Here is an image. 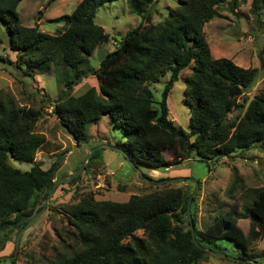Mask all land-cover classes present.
Instances as JSON below:
<instances>
[{"label": "trees", "instance_id": "16d2710c", "mask_svg": "<svg viewBox=\"0 0 264 264\" xmlns=\"http://www.w3.org/2000/svg\"><path fill=\"white\" fill-rule=\"evenodd\" d=\"M21 1L0 0V26L5 28L8 47L25 76L45 63L65 69L57 83L63 82L64 90L51 106V114L77 144L86 140L87 128L103 116L125 133V142L115 146L138 169H167L192 155L218 163L264 143V89L251 99L245 95L256 80L257 69L213 59L205 41L204 25L218 16L226 0H177V6L157 24L150 23L144 13L156 0H124L146 24L126 32L96 69H88L89 58L108 36L94 19L103 4L117 0H81L54 35L20 23L17 8ZM244 2L230 0L229 10L234 12ZM250 11L259 20L264 0H251ZM185 69H191L184 79L187 131L169 119L167 107L169 92ZM90 76L98 87H87L74 96L72 89ZM166 76L160 99L155 100L150 85ZM238 108L243 113L228 118ZM40 116L39 110L21 108L12 97L0 96V252L11 234L41 210L55 183V163L47 170L33 166L26 172L8 164L10 158L34 161L44 143V137L34 132ZM167 151H174V157L167 158ZM187 200L180 190L131 196L125 203L82 197L62 209L71 228L72 246L40 264H199L208 253L193 243L190 229L183 227L182 215L189 222ZM248 218L249 229L243 234L236 222ZM137 231L141 237L135 235ZM263 233L264 188L252 193L243 213L231 209L216 216L205 231H194L197 244L204 249L216 251L209 246L216 241L233 243L242 264H258L248 247Z\"/></svg>", "mask_w": 264, "mask_h": 264}, {"label": "rangeland", "instance_id": "374dc122", "mask_svg": "<svg viewBox=\"0 0 264 264\" xmlns=\"http://www.w3.org/2000/svg\"><path fill=\"white\" fill-rule=\"evenodd\" d=\"M81 0H22L17 8L20 23L28 28L37 27L40 32L54 35L63 29V18L69 16ZM230 0H226L217 10L218 16L204 25L205 41L213 59L225 58L241 68L257 69V77L245 92L251 99L264 89V15L257 20L250 11L251 0H245L234 12L229 10ZM177 6V0H156L145 9L147 19L152 24L162 22L169 9ZM94 22L104 29L107 40L89 58L88 69H96L99 61L111 52L117 42L140 24L145 25L141 16L133 14L124 0L103 4L97 11ZM4 26H0V96L12 97L21 108L39 110L41 116L35 123L34 132L44 137V143L35 154L32 163L9 159L8 164L22 172L33 166L42 170L55 163L56 182L73 175L82 164L86 155L98 146L106 144L116 147L125 142V133L116 128L108 116H103L87 128L86 140L77 144L71 135L60 126L51 114V106L63 92L65 69L52 63H45L41 69L27 72L16 66L15 53L8 47V37ZM26 71V70H24ZM191 74L185 69L179 74L167 97L169 119L184 131L189 122V108L185 105L186 85L184 79ZM168 76L157 84H151L154 99H160L163 84ZM87 87H98L95 77L82 80L72 89L74 96L83 93ZM242 103L243 99L239 100ZM243 108L231 111L232 118L242 114ZM84 164L81 173L73 184L61 183L47 201L45 210L31 225L22 231L18 247H15L16 232L10 236L0 252V257H13L0 264H40L47 263L63 250L71 247V228L65 220L63 208L76 204L82 197L93 196L97 201L125 203L131 196H145L156 191L180 190L183 198L194 194L190 203V214L195 220L194 231H205L214 218L232 210L243 213L254 191L264 188V143L255 144L250 150L237 152L231 159L218 163L198 160L194 155L177 166L158 169L139 168L136 171L123 155L111 148L95 151ZM173 158L174 151L164 153ZM91 159V161H90ZM150 181V182H149ZM158 181V183H153ZM170 181V182H166ZM44 205V203H43ZM183 217V227L190 229V222ZM250 219L237 220V227L246 234ZM63 230L68 232L66 235ZM141 237L142 232L137 231ZM227 257L237 259L240 251L233 243L216 241L209 245ZM211 250V249H210ZM264 233L248 247V253L255 257L256 263L264 264ZM199 264H242L209 254Z\"/></svg>", "mask_w": 264, "mask_h": 264}, {"label": "water", "instance_id": "95a60500", "mask_svg": "<svg viewBox=\"0 0 264 264\" xmlns=\"http://www.w3.org/2000/svg\"><path fill=\"white\" fill-rule=\"evenodd\" d=\"M101 148H111V149H114V150H117L119 151L121 154H123L122 150H120L118 147H111L109 145H106V144H103V145H100L98 146L96 149L92 150L88 155H86V157L84 158L82 164L80 165L79 169L71 176L67 177V178H62V179H59L57 180L52 189L50 190L49 194L47 195V197L45 198L44 200V205L43 207L41 208L40 211H38L27 223L26 225L23 227V229H21L18 234H17V237H16V240H15V247L17 248L18 247V243H19V237H20V234L22 233L23 230H25L26 228H28L31 223L37 219L39 217V215L45 210L46 208V204H47V201L49 200V198L51 197L52 193L55 191L56 187L61 184V183H67L71 180H73L74 178H76L80 173L81 171L83 170L84 168V164L86 163V161L94 154V152L97 150V149H101ZM128 163L136 170L140 173V170L135 167L131 162L128 161ZM150 182V181H149ZM166 182H170V181H166ZM154 183V182H153ZM158 183V182H157ZM195 193H193V195H191L188 200H187V205H186V214L188 216V219H189V222H190V233H191V237H192V241L193 243L199 247L200 249L206 251L207 253L209 254H212L214 256H218L220 258H224V259H227V260H230V261H238L237 259H233V258H230V257H227L225 254L223 253H220V252H217V251H214V250H210V249H204L202 247H200L197 242H196V239H195V235H194V229H193V225H192V220H191V216H190V203H191V200H192V197L194 196ZM13 259V257H0V260L4 261V260H11Z\"/></svg>", "mask_w": 264, "mask_h": 264}]
</instances>
